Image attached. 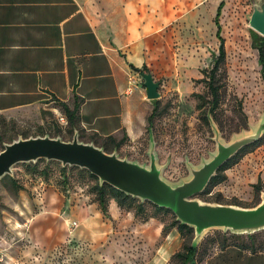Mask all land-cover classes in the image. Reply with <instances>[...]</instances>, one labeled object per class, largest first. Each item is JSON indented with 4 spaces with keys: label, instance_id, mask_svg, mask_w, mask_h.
<instances>
[{
    "label": "rangeland",
    "instance_id": "rangeland-1",
    "mask_svg": "<svg viewBox=\"0 0 264 264\" xmlns=\"http://www.w3.org/2000/svg\"><path fill=\"white\" fill-rule=\"evenodd\" d=\"M220 1L188 0L189 6L197 4L193 8L197 17H191V10L182 21L171 17L166 27L169 46L164 55L154 56L149 68L161 94L152 131L159 163L165 166L163 176L171 182L188 177V163L197 166L216 150L210 119L228 142L264 117V68L250 26L254 6L264 0H225L220 20L226 58L216 72L218 105L210 112L214 97L209 73L213 53L219 54L214 18ZM45 134L73 138L60 104L0 113V151L5 142L19 136ZM149 146L148 134L140 151L119 153L149 163ZM61 167L58 161L44 160L37 166L21 163L14 166L13 175L0 180V264H146L177 230L171 225L176 218L173 212H159L153 203L140 199L132 208H121L109 198L105 215L94 190L97 180L87 169L67 166L62 171ZM225 174L224 182L197 197L257 205L264 193V141L243 153ZM256 184L262 191L255 189ZM139 202L141 211H137ZM51 205H56L57 213H40ZM221 232L211 230L204 238H220ZM178 235L181 246L167 264H183L175 254L193 244L195 233Z\"/></svg>",
    "mask_w": 264,
    "mask_h": 264
},
{
    "label": "crops",
    "instance_id": "crops-1",
    "mask_svg": "<svg viewBox=\"0 0 264 264\" xmlns=\"http://www.w3.org/2000/svg\"><path fill=\"white\" fill-rule=\"evenodd\" d=\"M196 6L188 0H0V113L66 103L78 107L82 140L113 137L120 153L140 151L154 108L141 70L151 72L154 56L164 55L171 17L182 21L191 10L195 18ZM51 206L40 213H57ZM262 231L224 244L203 238L197 264H264ZM180 246L173 230L146 264H167Z\"/></svg>",
    "mask_w": 264,
    "mask_h": 264
},
{
    "label": "water",
    "instance_id": "water-1",
    "mask_svg": "<svg viewBox=\"0 0 264 264\" xmlns=\"http://www.w3.org/2000/svg\"><path fill=\"white\" fill-rule=\"evenodd\" d=\"M250 26L264 36V1L255 5ZM147 98L159 99L160 83L151 72H143ZM214 131L216 150L208 159L195 166L188 163L190 175L178 182L163 176L164 167L159 163L156 141L149 129V163H142L121 156L118 149L107 151L94 141H84L78 129L72 139L49 134L23 137L5 142L0 151V180L13 175L14 166L36 163L39 160L58 161L65 168L77 166L87 169L99 178L101 185L110 184L127 195L149 201L171 210L182 224L194 228L193 246H198L211 230L233 234H252L264 230V193L261 201L252 207L237 204L202 201L197 196L205 192L218 171L242 149L259 142L264 137V117L250 131L235 135L226 142L221 130L210 119Z\"/></svg>",
    "mask_w": 264,
    "mask_h": 264
},
{
    "label": "trees",
    "instance_id": "trees-1",
    "mask_svg": "<svg viewBox=\"0 0 264 264\" xmlns=\"http://www.w3.org/2000/svg\"><path fill=\"white\" fill-rule=\"evenodd\" d=\"M223 6H224V2H222L220 4V6L218 8L217 15H216V19H215L216 25L218 28L217 36L220 39V46H219V54L218 55H216L215 53L213 54V55H215L214 67L212 68L211 72L209 73V78H210L209 87H210V91L214 97L213 101H212V105L210 107V112H214V110L216 109V107L218 105L220 87L218 86L217 81H216V72L219 69L221 63L224 62L225 58H226L225 41L221 35L222 24L220 22V16L222 13ZM252 33H253V37H254V47L258 50L259 61L264 68V36L260 35L256 31H252ZM145 70L148 71L147 66H144L143 69L141 70V72L143 73ZM153 101H154V108H153L152 113L149 116V129L152 128L154 117L156 116L157 111H158L159 100L156 99ZM61 106L64 109L66 115L68 116L71 131L74 132L75 129H79V126L77 124L78 107L75 106L74 109H71L66 103H62ZM207 118H208V116H207ZM81 137H82V135H81ZM92 139L96 142L97 145L103 146L105 148V150H107V151H113L115 148L119 149V147H120V144L117 143L115 138H113V137H107V138H103V139H97V138H92ZM262 141H264V137L259 142L242 149L236 156H234L231 160H229L226 164H224L223 167L218 171L217 175L212 178L210 184L206 188L205 192H203L202 194L209 192L211 187L224 182L227 179V175L225 174V171L228 168H230L232 165L237 163L240 156L243 153L247 152L250 148L258 145ZM40 161H44V159L39 160L36 163L32 162V163H23V164L37 166V164ZM61 169H62V171L66 170V168H64L63 166L61 167ZM86 171L88 172L90 177L97 180V183L94 186V190L97 193L98 203L101 207V210L103 211V213L105 215H108V205H109V200H110L109 198L115 199L117 204L121 208H123V207L132 208L133 206L136 205L138 198L127 195L124 192H122V191L116 189L115 187L111 186L110 184L104 183L103 185H101L99 182V178L96 175L92 174L88 170H86ZM255 189L259 192L262 191L260 184H256ZM153 205L156 208V210L159 212H172L171 210H169L167 208H161L155 204H153ZM142 208H143V203L139 202L138 206H137V211H141ZM171 225L173 228L177 229V231L181 234V236H186V235H190V234L192 235L194 233V228H192L188 225L182 224L176 218H174V221L172 222ZM221 233L222 234H221L220 238H214V239L212 238L211 240H208V241L209 242L210 241L215 242L218 240V241H220L221 244L222 243L224 244V243H227L228 240L235 241L236 239H239L241 237V235H237V234H233V233L229 234V235H227L223 232H221ZM256 234H259V233H256ZM256 234L248 235V237L251 240H253L254 237H256ZM201 252L202 251H200V247H196V246H193L191 244V245L185 247V252H183V253L178 252L175 255L181 256L183 258V264H196L197 259H198L197 257H199V254H201Z\"/></svg>",
    "mask_w": 264,
    "mask_h": 264
},
{
    "label": "built area",
    "instance_id": "built-area-1",
    "mask_svg": "<svg viewBox=\"0 0 264 264\" xmlns=\"http://www.w3.org/2000/svg\"><path fill=\"white\" fill-rule=\"evenodd\" d=\"M64 119V118H63Z\"/></svg>",
    "mask_w": 264,
    "mask_h": 264
}]
</instances>
